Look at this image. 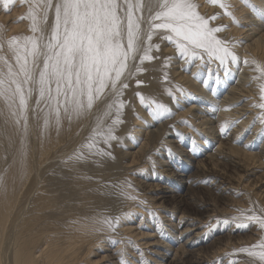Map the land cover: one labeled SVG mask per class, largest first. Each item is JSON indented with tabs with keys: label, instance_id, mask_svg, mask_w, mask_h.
I'll use <instances>...</instances> for the list:
<instances>
[{
	"label": "bare ground",
	"instance_id": "bare-ground-1",
	"mask_svg": "<svg viewBox=\"0 0 264 264\" xmlns=\"http://www.w3.org/2000/svg\"><path fill=\"white\" fill-rule=\"evenodd\" d=\"M249 1L256 3L252 11H249V8L252 7ZM30 2L31 0H23V2L22 0H12V3L5 7L2 0H0V40L6 41L7 38L13 35H32L29 28L30 20L27 18ZM196 3L199 5L198 11L202 15L207 17L209 14L211 16L218 14L214 20L210 21L211 26L215 27V23H219V21H223L224 19L230 21L229 24L225 23L219 25L223 26L221 31H223L224 28L228 29H226L223 34L220 31L217 35L222 34L223 36H220V38L223 40H225L224 37L227 35H231L230 37L227 36L228 38L234 36L235 38L229 42V46L233 47V49L235 48L239 54L237 64L229 67L230 74L227 76H225L223 70L218 67V62L214 61L209 64L212 65V67L216 66L218 71L215 70L210 73V66H208V69L203 70L205 74L204 79L208 80V86L205 87L203 82L200 83L198 79L192 78L194 71H197L196 64H199L200 61H196V64H193L191 70L192 74L188 75L184 72V70L188 68V64H185V59L183 57L177 56L173 44L166 40H158V42H160L159 45L161 44L159 50L160 56L162 54H167L173 57L170 61L173 74L179 79L176 85L192 93L191 96H180V93L176 91L177 94L175 95L179 98V103L174 101V103L169 105V102H167L171 112L174 111L175 113L173 117L175 120L174 123H178L177 125L180 126L183 120L187 122L189 119V124L186 123L188 126L186 125V127H184L185 130H188L191 125L198 120L194 128L195 130H198L197 128L201 129L199 132L196 131V135H201V137H196V140L200 138L202 141L198 142L195 139L193 140V138L190 141V137H186L184 131L178 129L179 126L173 123L171 129L166 130L167 126H164L165 129L163 123H160L165 115L154 117L150 114V110L145 105H142L140 99L135 96L133 98L134 100L137 98V102L135 103V105L137 104V112L132 113L133 111H131V113L133 114L134 123L137 127H140V130H134V138L131 137L132 140L130 139V142L126 144L129 150L122 151V156L125 158L128 157L129 163L132 164V162H134V164L140 165L141 159L147 156H144V154H146L147 151V153H150L154 149H157L158 144L162 143L165 145V150L163 153H161L162 151H158L160 157L159 159L157 158L158 164L160 163V166L167 165L172 173L176 172L179 176L185 173V177H181L179 181H174L175 187H177L175 191L187 192L191 187L196 189L197 187H201L203 183L209 182L212 189L216 190L220 195H227L229 194L228 190L234 188L230 185L231 182L222 176L223 172L217 167L220 160L222 162L224 161V164H229L243 171L244 173L241 175L247 176L248 180L252 177L250 180L253 183L249 181L252 184L247 183L243 186H250V190H253V186L256 187L258 190L255 192L253 191L252 200H254L253 202H255L258 207H264V135H261L259 130L260 127L264 128V125L260 122V117L261 114L264 113V109L253 106L254 104L261 103L258 87L259 80L253 79V77H258L260 73L256 71V64L251 63V61L254 60L258 64L264 65V34H261L263 36L261 38H255L257 34L264 30V11L258 9V7H264V0H248L247 3H245V0H227L229 7L231 6L228 11L232 13V16L225 15L218 5L209 4L207 0H196ZM256 16H261L263 19H254ZM218 17L221 18L217 19ZM232 17H235L239 21V25L233 22ZM53 19L54 13L50 11L46 32L50 30ZM247 26L248 29H244V27ZM242 34L243 36L240 37ZM249 39H254L252 41L253 43H246ZM233 41L240 42L233 44L231 43ZM3 54L7 55L11 61V53L7 51L6 44ZM205 59L207 60V58ZM245 59H248L250 62L245 64ZM11 62L14 63V61ZM148 62L143 64L144 67L150 64V66H156L157 68L162 66V60H160V58L156 59L154 62ZM174 63H177V66H173ZM204 67H206V65ZM180 68H182L183 71L177 72L176 70ZM201 71L202 69L200 70V74ZM153 76L155 77V74H144V72H139L137 73L136 81H140V79L145 82L148 81L149 84H146H151V86L145 90L141 89L145 91L144 93L142 92V94L145 97H152L155 100L158 97L156 101H160L159 98L162 97H159V85H153ZM217 76L220 77L219 83H216ZM231 76H233V79L229 81V77L231 78ZM158 77L160 78V75ZM174 78H172L171 81L174 80ZM163 79L164 78H162V80ZM164 81L167 82V80ZM210 81L213 84L211 89L208 90ZM174 82L177 81L174 80ZM129 83L128 85H131V83ZM135 84L136 83L131 85L130 90H123V95L120 99L125 96L131 98L135 94V90L133 89ZM167 84H169V81ZM197 91L198 94L196 95ZM159 92L161 94V91ZM193 96L194 103L191 104L190 100ZM112 99L113 96L111 92H107L96 102L91 111H86L81 117H74L71 121L64 119L59 129H57L54 123L45 128L42 116L41 118H34L31 110H29L28 129L26 133L23 128V122L17 125L15 119L10 114L9 108L5 102L0 99V264H121L122 259L126 261V264H141L137 259L138 256L136 257L132 252L131 255L127 253L124 242L127 244V241L130 239H135L142 235L144 237L149 236L147 232V234L141 235L140 222L143 219H141V221L137 220L139 217L138 213L144 212L143 210H141V212L138 210L142 207L139 204L142 198H138V200L127 199L122 192H120V194H117L119 197L118 205L112 206V208L108 201V185L106 181L111 179L104 178L101 176L102 174L98 173L101 170V168L99 171L97 169L100 163L98 164L96 161L94 164L93 161L95 159L88 157L89 154H93L95 150H93V148L90 151L89 148L85 146L88 144L92 135V130L97 124V118L104 114L106 105L111 102ZM31 103H35L34 97ZM202 106H208V108ZM186 107L187 110L185 112L190 116L189 118L182 117L184 114L181 112ZM144 108H147L149 113H145V111H143ZM214 108H218L219 110L214 112ZM113 119L116 118L107 120V117H105V126L111 125ZM226 120H236L238 123L233 124L224 133H221V125ZM145 122L148 124L152 123V125H155L157 122L160 124L155 126L156 130H145L144 132V129H147L144 127L142 130L146 135L143 137L146 139L145 137L148 136L147 141L149 144L147 141L144 140L145 142H143L142 140L141 143L136 146L138 137L137 141H135V137L140 134L139 132L141 128H143ZM203 125H205V127H203ZM249 125H251L250 130L246 131ZM162 128L163 130L165 129L163 132H161ZM242 131L243 133H241ZM155 132L160 136L158 141L154 139ZM142 134L143 133H141L140 136ZM239 134H245L247 136L240 146L236 144V139ZM165 136L170 138L166 139ZM143 137L141 136V139ZM175 138L177 140H174ZM215 140H218L217 145L210 146L209 144H211V141ZM97 141V146L102 147L103 139L97 137ZM177 141H180L181 144L183 143L182 145L187 141L188 143L184 146L189 147V150L193 151V155L186 152V150L180 149L178 144L174 145ZM134 142H136L135 145H133ZM206 144L210 146L207 151L201 148L206 147ZM245 145L248 146L246 147ZM212 146L214 147L212 148ZM200 148L203 149L204 152H201ZM79 153H83L82 159L76 158ZM152 156L153 154L149 155L151 159L154 157ZM183 156L185 159L187 158L188 161L193 159V162L190 161L192 163V168L202 170L203 177L201 179L195 178V180L191 181L189 176H186L190 170V167H187V161L186 163H182L180 167L176 166L178 161L182 160ZM151 163H154V161ZM121 165L122 167L124 166L123 164ZM144 165L147 167V164L144 163ZM144 167H140V169H144ZM126 168L130 169V166L128 167L127 164ZM125 170L127 171V169ZM185 170L187 172H185ZM160 171L162 173L167 172V170L163 168L160 169ZM124 174L127 173L125 172ZM113 175H116V173ZM120 175L117 177L121 180L119 181L122 186L123 182L128 179ZM143 175L145 174L143 173ZM129 176L130 174H128V178ZM153 176V174H150L148 179L144 181L145 184H141L142 188L145 187L147 192L146 196L150 201L163 198V190L159 183L161 179H158L156 177L157 175L155 177ZM123 178H125V180H123ZM131 178H134L133 175ZM116 179L117 178H115L113 182L119 183ZM112 180H114V178H112ZM184 182L186 184L185 186ZM226 183L228 186H226ZM141 185L140 187L139 185L137 186L141 188ZM236 187H238V185ZM213 190L211 191L213 192ZM127 191L131 195L136 196L132 188L127 189ZM180 197H184L183 194H180L179 198ZM200 199L201 198H199V200ZM180 200V207L183 208L181 213H188L186 212L188 201L186 202L182 200V198ZM191 200L194 201V198ZM143 201L147 203L146 199ZM210 201H212V198ZM153 204L150 203V205ZM191 204L188 206L189 211L197 209L196 205H193L191 208ZM123 212H129L131 215L120 223L116 231H96V228L99 226L95 224V221L99 216H117ZM149 215L150 214L147 216L148 218H150ZM188 219H191V221ZM195 219L193 217H186L180 226V221H178L179 224H175V230L171 233L174 239L178 236L181 238L179 241V247H181L183 251L182 260L180 261L181 264H203L205 262L204 257L200 256L196 251L209 239L200 237L199 232L202 231H191L196 229ZM130 222L136 223V226H133ZM170 224L171 223L168 225ZM197 225L199 226V224ZM193 226L195 227L194 229L192 228ZM254 227H257L258 238L264 235V231H262L258 225ZM254 227L252 229H255ZM158 228H156V231ZM197 229H199V227ZM252 229L251 231H253ZM151 231L154 232L149 237L158 235L152 228ZM228 231L230 232V228ZM177 232L179 233L175 234ZM216 232L220 235L222 234V229L215 228V233ZM160 235L159 233V236ZM166 238L168 240L167 236ZM167 240L161 239L162 244H158L154 240L145 241V239L143 242H146L145 244H148V246L150 245V253H156L157 255L160 253L161 256L164 258L167 256L168 259L170 258L173 247H170ZM213 240L210 241L208 245H205L203 249L212 247ZM249 241L251 240L249 239ZM231 246L234 247V245ZM238 246L237 244V247ZM152 249L155 250L150 251ZM200 249L198 251H200ZM223 249L224 247H222V250ZM178 250L181 251V249ZM228 251H230V249ZM213 253L211 254L214 255ZM177 254V249H175L171 260L175 261ZM151 258L153 259V263L164 264L162 262L164 258L158 261L156 257ZM144 264L149 263L145 262Z\"/></svg>",
	"mask_w": 264,
	"mask_h": 264
},
{
	"label": "snow or ice",
	"instance_id": "snow-or-ice-1",
	"mask_svg": "<svg viewBox=\"0 0 264 264\" xmlns=\"http://www.w3.org/2000/svg\"><path fill=\"white\" fill-rule=\"evenodd\" d=\"M2 2L7 7L12 0ZM207 2L218 5L225 15L232 16L227 0ZM198 7L196 0H31L27 18L32 35H13L6 41L0 40V99L9 108L15 123L20 125L23 122L26 133L29 110L34 118L42 116L45 128L54 123L59 129L64 119L71 121L91 111L96 102L110 91L113 99L106 105L104 114L97 118V124L85 145L90 151L94 148L95 155L110 156L111 153L97 146V137L102 138L105 144L118 139L115 125L121 123L118 117L125 102L120 97L128 87L125 81L145 71L142 67L144 61L155 59L151 53L154 48L158 50L159 45L152 43L154 36L163 31L160 39L174 44L176 51L189 65L185 70H190L192 64L200 61L192 75L194 79L201 80L205 87L208 80L200 74L203 66L218 62V67L227 76L230 74L229 64H237L239 58L229 42L217 35L223 26L213 27L210 24L218 14L206 17L198 11ZM50 11L54 13V19L46 32ZM232 18L239 25V21ZM5 44L14 63L3 54ZM170 59L165 58L164 67L168 66ZM249 62L248 59L244 60L245 64ZM251 63L256 64V71L260 73L253 79L264 81V65L254 60ZM167 78L165 73L164 79ZM219 82L220 77L217 76L216 83ZM140 83L137 80V84ZM258 87L261 103L253 106L264 109V82L259 83ZM176 90L180 96L192 95L179 86H176ZM166 92L179 103V98L171 89H166ZM136 95L154 117L171 114L167 105L139 92ZM33 97L34 104L31 103ZM113 109L117 118L112 120L111 125L105 126V117L110 116ZM217 110L213 109L214 112ZM260 122L264 125V113ZM235 123L238 121H224L221 133ZM260 134L264 135V128ZM76 158L82 159L83 153ZM132 187L131 182L125 180L121 192L127 199L137 200V196L127 191ZM139 204L143 206L146 201L140 200ZM148 211L154 215L151 209ZM235 211L238 215L220 222L224 225L235 224L236 228L255 224L264 231V207L250 201L249 207L236 208ZM130 215L129 212L117 216L101 215L95 221L99 226L96 231L114 232ZM128 242L131 243V240ZM234 251L246 252L254 258L255 264H264V235L256 243ZM121 264H126V261L122 259Z\"/></svg>",
	"mask_w": 264,
	"mask_h": 264
},
{
	"label": "rangeland",
	"instance_id": "rangeland-1",
	"mask_svg": "<svg viewBox=\"0 0 264 264\" xmlns=\"http://www.w3.org/2000/svg\"><path fill=\"white\" fill-rule=\"evenodd\" d=\"M250 2V4H252V7H250L249 8V11H252V9H253V6H256L255 4V2H253L252 3V1H249ZM231 7V6H230ZM229 7V8H230ZM254 8H257V7H254ZM258 9L259 10H263L264 11V7H258ZM224 12V11H223ZM212 14H214V13H212ZM211 15L209 14L207 17H210ZM221 17H218L217 19H220ZM257 18H260V20L261 19H263V18H261V16H256V17H254V19H257ZM243 21H245V20H243ZM247 21V20H246ZM11 22V21H10ZM10 22H7V23H10ZM225 23H227V24H229L230 23V21L229 20H227V19H224L223 21H219V23H215L214 25H215V27L216 26H219V25H222V24H225ZM226 29H228V28H224V30L223 31H221V33L223 34V32L226 30ZM244 29H248V26L247 27H244ZM243 29V30H244ZM262 31H264V30H262ZM260 32L259 34H257L256 36H255V38H261V37H263L261 34H264V32ZM248 32H250V31H248ZM164 33H163V31H161V33L159 34V35H156V36H154L153 37V40H152V43H154V44H157V45H159V43L160 42H158V40H160V35H163ZM222 34H220V35H218V36H223ZM228 37H230L231 35H227ZM227 36H225L224 37V39L226 40V41H228V42H230L231 40H233L235 37L234 36H232V38H228ZM243 36V34L242 35H240V37H242ZM228 39H230V40H228ZM254 39H249V41H246V43H248V42H250V43H253L252 41H253ZM232 43V42H231ZM161 45V44H160ZM160 45H159V49L157 50V49H153L152 50V55L153 56H155V60L156 59H158V58H160V60H162V66L160 67V68H157L156 66H150V65H146L145 67H144V65H142V67L145 69V71H142V72H144V74H155V77L153 78V85H156V86H158L159 87V90H158V93H159V97H162V98H159L160 99V101H162V102H160L159 100L157 101V102H159V103H162V104H165V105H167L168 107H169V105L171 104V103H174V100H173V98H172V96H170V95H168V93L166 92V89H171L172 90V92L174 93V95L175 94H177V90H176V86H179V85H176V84H178V81H179V79L178 78H176V76L173 74V69H172V65H171V60H172V58L173 57H170L169 55H161L160 56V53H159V50H160ZM173 48L175 49V46H174V44H173ZM232 48V50L235 52V54L237 55V57H238V53H237V50L234 48L233 49V47H231ZM176 50V49H175ZM174 50V51H175ZM242 52H243V50H242ZM158 55H156V54ZM176 53H177V56H179V57H181L180 55H179V53L176 51ZM166 57H170L171 59L168 61V66L167 67H164V64H165V58ZM248 58V57H247ZM154 59L152 60L153 62L155 61ZM137 61L139 62V60H138V58H137ZM145 62H148V61H144V63L143 64H145ZM149 63V62H148ZM185 64H187L186 62H185ZM173 66H177V63H174V65ZM208 66H210V68H209V70H210V73H212V72H214L215 70L216 71H218V68H216V66H213L212 67V65H209V64H206V67H202L201 69H202V71H201V76L204 78L205 77V74L203 73V70L204 69H208ZM231 66V64L229 65V67ZM251 66V65H250ZM255 66V65H254ZM187 67L189 68V65H187ZM192 67H193V64L191 65V68H190V70H184V72L185 73H187L188 75H191L192 74V72H191V70H192ZM252 67H253V65H252ZM148 68V69H147ZM149 68H150V70H149ZM187 68V69H188ZM132 70H134L135 71V68L133 67V69ZM213 70V71H212ZM159 71V72H158ZM177 72L178 71H183V69L182 68H180V69H177L176 70ZM194 72H196V70L194 71ZM161 73V74H160ZM165 73H167V76H169L168 78H167V82L166 81H164L165 79H163L162 80V78H164V74ZM160 75V78H161V80H160V78L158 77ZM162 76V77H161ZM174 76H175V78H174ZM136 77H137V74L135 75V76H132V77H130V78H128L125 82L128 84L129 82L131 83V85L132 84H134V83H136L135 84V87H133V89L135 90V94L131 97V98H129V97H123V98H121V100H123L125 103H124V107L121 109V112H120V114H119V120H121V123H118V124H116V126H115V130H117V131H115V135L118 137V139H116V140H112V141H110L111 143L110 144H105V143H103V145H102V147H100V148H102V149H105L104 151L105 152H109V153H111V155L110 156H107V155H105V156H98V155H95L94 153L93 154H89V158H93V159H95L94 161H93V163L95 164L96 163V161L98 162V164H99V167H97V169H98V171L100 170V168H101V170H100V172H98V173H100V174H102L101 176H103L104 178H110L111 180H106L107 181V192H108V201L110 202L109 204H110V206L112 207H114V206H117L118 205V199H119V197H118V193L120 194V192H121V183H120V179H118V177H119V175L120 176H123V177H125V178H127L130 182H131V184H132V189L134 190V192H135V194H136V196L138 197V198H142V200H144V199H146L147 200V203L149 204H144L141 208H139L138 210H139V212H141V210H143L144 212H142V213H144V214H142V213H138L139 214V217L137 218V220L138 221H141V219H143L141 222H140V232H141V235L142 234H145L146 232L147 233H149V236L150 235H152L153 234V232L154 231H151V228H152V230H155V232H157V236H151V237H149V236H147V237H144L143 235L142 236H139V237H137V238H135V239H130V240H132L131 241V243H129L128 241H127V244L124 242V245H126V251H127V253H130V255L132 254V253H134L135 254V256L137 257V259L140 261V263L141 264H144L145 262H148L149 264H158V263H153V259L151 258V257H156L157 258V261L158 260H162V258H164L163 256H161L160 255V253L157 255L156 253H150L149 252V246H148V244H145L146 242H143L144 241V239H145V241H148V240H154V241H156V243H158V244H162V242H161V239L162 240H167V238H166V236L168 237V240H167V242H168V244L170 245V247H173V250H172V252H171V255H170V258H168L167 259V256H165V258L162 260V262L164 263V264H181L180 263V261L182 260V256H183V251H182V248L181 247H179V245H180V243H179V241H180V237L178 236L177 238H173V236H171L172 234L171 233H173L174 232V230H175V224H177L178 223V221H180L178 224H179V226L183 223V220L187 217V218H190V217H193L194 219L195 218H198V219H195L196 221H195V226H196V229L195 230H191V231H193V232H198V231H202V232H199L200 234V237H204L205 239H209L206 243H204V245H202L199 249H200V251H196V253L198 252L199 253V255L200 256H202V257H204V260H205V262L203 263V264H230V262L232 263V264H255V262H254V258H252V257H250V256H248V254L246 253V252H238V251H233V248H234V250H236V249H239V248H241V247H244V246H249V245H251V244H253V243H256L260 238H258V233H257V227L255 228L254 226V224H252V225H250L249 227H247V228H236L234 225L235 224H230V225H224L223 223H221L220 221H223L224 219H226V218H229V217H231V216H234V215H238V213H236V211H235V209L236 208H247V207H249L250 206V201H254V200H252L253 198H252V196H253V191L255 192L256 190H258L256 187H254L253 186V190H250V186L249 187H246V186H243V185H245V184H252L253 182L249 179H247V176H244V175H241V174H243L244 172L243 171H241V170H238V169H236V168H234V167H232V166H230L229 164L227 165L226 163L224 164L221 160H220V163L218 164V168H220V170L223 172V174H222V176L223 177H225V178H227L230 182H231V184L230 185H232L234 188L233 189H231V190H228L229 191V194H227V195H220V194H218V192L216 191V190H213L212 189V187L209 185V182H206V183H203L202 185H201V187H197L196 189L194 188V187H191L190 189H191V191H190V189L189 190H187V192L186 191H184V192H181V191H175V189H177V187H175V183H174V181H179V179L181 178V177H185V173H182L183 175H181V176H179L178 174H176V172H174V173H172L169 169V167L167 166V165H165V166H160L161 164L159 163L158 164V159L160 158L159 157V155H158V151H162L161 153H163L164 152V148H165V145L164 144H158V148L157 149H154L152 152H150V153H147L148 151H147V148H146V154H144V156H146L145 158H149V159H145V158H142L141 159V163H140V165L138 164V165H136V163L134 164V162H132V164L131 163H129V159H128V157L127 158H125V157H123L122 156V153L125 151V150H129L128 148H127V146H126V144L127 143H129L130 142V139H131V137L132 138H134V133L133 132H135V131H139L140 130V127H137V125L134 123L135 121H133V114L132 113H135V112H137V110H136V105H135V103L137 102L136 101V99L137 98H135V100H134V98L133 97H137V95H136V93H137V91L139 92V93H144L145 91H142L141 89H143V90H145V89H147V88H149L150 86H151V84L150 85H147V84H149V82L148 81H143V80H141L140 79V81L142 82V83H140L139 85L137 84V81H136ZM172 78H174V80H176L177 82H174V80H172L171 81V79ZM192 78H193V75H192ZM129 79H130V81H129ZM233 79V76H231V78L229 77V81H231ZM159 80V81H158ZM155 81V82H154ZM168 81H169V84H167L168 83ZM166 84H165V83ZM174 82V83H173ZM198 82H200V83H202V81L200 80L199 81V79H198ZM261 82H264V81H260L259 80V82H258V84L259 83H261ZM129 83V84H130ZM147 83V84H146ZM172 83V84H171ZM197 83V82H196ZM166 86H165V85ZM212 84L213 83H211V81L209 82V87H208V90L209 89H211V86H212ZM131 85H128V89L126 88V89H124V90H130L131 89ZM218 85V84H217ZM217 85H216V87H217ZM163 86V87H162ZM137 88H138V90H137ZM139 88H140V91H139ZM159 91H161V94H160V92ZM176 92V93H175ZM125 94V93H124ZM198 94V91H197V93H196V95ZM127 95V94H126ZM163 95V96H162ZM176 96V95H175ZM158 98V97H157ZM157 98H156V100H157ZM194 96H193V98L190 100V102H191V104H193L194 103ZM129 102H128V101ZM184 100V99H183ZM165 102V103H164ZM167 102H169L168 104H167ZM130 105V106H129ZM127 106H129V107H127ZM132 106H134V107H132ZM175 106H177V105H175ZM131 107V108H130ZM202 107H205V108H208V106H202ZM133 108H135V109H133ZM170 108V107H169ZM133 109V110H132ZM115 109H113L112 111L113 112H111V114H110V116H108L107 117V120H110L111 118H117V115L115 114L116 112L114 111ZM148 109L147 108H144V110L143 111H145V113H149L148 111H147ZM187 110V107L186 108H184V110H182V112L181 113H183L184 115H182V117H184V118H189L190 116L185 112ZM131 111H133L132 113H131ZM112 113H114V114H112ZM124 113V114H123ZM128 113V114H127ZM174 115H175V113H174V111H172L171 112V114L170 115H163L164 116V118L160 121V123H163V127L165 126H167L165 129L166 130H170L171 129V126H172V123L174 124V125H177L178 123H174V119H173V117H174ZM106 120V121H107ZM182 120V119H181ZM189 120V119H188ZM187 120V124H189V121ZM184 121V120H183ZM198 122V120L195 122V123H197ZM108 123H109V121H108ZM159 122H157L155 125H152V123H146L145 122V124H144V126H143V128H141V131L139 132L140 134L141 133H143L141 136L143 137V136H145L146 134H144V132H145V130H147V131H149V130H156V128H155V126L156 125H158V124H160ZM186 123H182V124H180V126L179 125H177V126H179L178 127V129H180V130H182V131H184V135L186 136V137H190L189 138V140L191 141L192 140V138H193V140L195 139L196 140V137H201V135H199V136H197L196 135V131H198L199 132V130H201L200 128H197L198 130H195V128H194V125H195V123H193L192 125H191V129L189 128L188 130H185V128L184 127H186ZM185 124V125H184ZM135 125H136V127H135ZM188 126V125H187ZM144 127H146L147 129H144ZM203 127H205V125H203ZM133 128V129H132ZM169 128V129H168ZM263 127H260V129L259 130H261ZM142 129H144V132H143V130ZM164 129V130H165ZM135 130V131H134ZM163 130V128L161 129V132H163L164 131ZM192 130V131H191ZM187 131H189V132H187ZM241 133H243V131L241 132ZM131 134H132V136H131ZM138 134V133H137ZM140 134H138L135 138H136V140L135 139H133V140H135V141H137V137H138V143L136 144V146H138V144H140L141 143V141L143 140V142H145V141H147V138H148V136H146L145 138L146 139H144V137L141 139V136H140ZM248 134V133H247ZM162 135V134H161ZM196 135V136H195ZM158 138H157V137ZM166 137V139H168V138H170V137H167V136H165ZM246 135L245 134H239L238 136H237V139H236V141H237V143L236 144H238L239 146L245 141V139H246ZM140 138V139H139ZM154 139L155 140H159L160 139V136L158 135V133L156 134V132H155V137H154ZM132 140V139H131ZM140 140V141H139ZM145 140V141H144ZM174 140H177L176 138L174 139ZM239 140V141H238ZM157 141H155V142H157ZM196 141H198V142H200V141H202V139H197ZM148 142V141H147ZM135 143L136 142H134V144L133 145H135ZM185 144H187L188 142L186 141V142H184ZM217 143H218V140H215V141H211V144H209L210 146L211 145H217ZM148 144H149V142H148ZM154 144V143H153ZM178 144V146H180V149H182V150H186V152H188V153H190L191 155H193L192 153H193V151H190L189 150V147H187V146H184V145H182L181 143H180V141L178 142H176L174 145H177ZM106 145V146H105ZM164 145V146H163ZM208 144H206V147H201V148H203V149H205L206 151L209 149V146ZM105 146V147H104ZM208 146V147H207ZM106 147H108V148H106ZM214 146H212V148H213ZM160 148V149H159ZM200 148V150H201V152H204V150L203 149H201ZM93 150H95V149H93ZM157 150V151H156ZM188 150V151H187ZM123 151V152H122ZM155 152V153H154ZM150 154H153V156L157 159H155L153 156V158L151 159L150 157H149V155ZM205 154H206V152H205ZM127 159V160H126ZM187 159V158H186ZM185 159V157L183 156L182 157V160H180V161H178V164L176 165V166H178V167H180L181 165H182V163H186V161H187V167H190V170H189V172L187 173V175L186 176H189V179H191V181H193V180H195V178L196 179H201L202 177H203V172H202V170H196V169H194V168H192V163L191 162H193V159H191V160H189L188 161V159L186 160ZM123 160H124V162H123ZM148 162H147V161ZM152 160V161H151ZM128 161V162H127ZM143 161H144V163L145 164H147V167L144 165V163H143ZM146 161V162H145ZM150 161V162H149ZM154 161V163H151V162H153ZM191 161V162H190ZM122 162V163H121ZM126 164V166H125V164ZM156 163V164H155ZM121 164H123L124 166L122 167V165ZM127 164H128V167L130 166V169H128V168H126L127 167ZM130 164V165H129ZM151 164V165H150ZM155 164V165H154ZM137 166V167H135V166ZM101 166V167H100ZM133 166V167H132ZM145 166V167H144ZM220 166V167H219ZM224 166V167H223ZM139 167V168H138ZM140 167H144V169H140ZM104 168V169H103ZM137 168V169H136ZM166 169L167 170V172H164V173H162L161 171H160V169ZM201 168V167H200ZM125 169H127V171H129V172H127ZM140 169V170H139ZM155 169V170H154ZM103 170V171H102ZM105 170H106V172H105ZM115 170V171H114ZM200 171V172H199ZM113 172V173H112ZM126 172L127 174H124V173ZM131 172V173H130ZM133 172H136V173H133ZM137 172H138V174H137ZM155 172V173H154ZM170 172V173H169ZM185 172H187L186 170H185ZM104 173V174H103ZM114 173H116V175H113ZM140 173V174H139ZM143 173L145 174V175H143ZM201 173H202V175H201ZM226 173H227V175H226ZM123 174V175H122ZM128 174H130V176H129V178H128ZM136 176H135V175ZM148 174V175H147ZM154 175L153 177H155L156 175V177L158 178V179H161V180H159V183L161 184V188H162V190H163V198H161V199H158V200H154V201H150L149 199H148V197L146 196V194H147V192H146V189H145V187H143L142 188V185L141 184H145L144 183V181H146L147 179H148V177H149V175ZM113 175V176H112ZM127 175V176H126ZM132 175H133V177L134 178H131L132 177ZM194 175V176H193ZM199 175V176H198ZM115 176V177H114ZM118 176V177H117ZM197 176V177H196ZM112 178H114V180H112ZM115 178H117L116 180L120 183V185H119V183H117V182H113V181H115ZM125 178H123V180H125ZM137 178V179H136ZM232 178V179H231ZM242 178V179H241ZM120 180V181H119ZM132 180V181H131ZM241 180V181H240ZM111 181V182H110ZM249 181H251V182H249ZM111 184H110V183ZM115 183V184H113V183ZM150 182V181H149ZM155 182H157V181H155ZM241 182V183H240ZM239 183V184H238ZM244 183V184H243ZM137 185H139V187H140V185H141V188H139ZM186 184H185V182H184V186H185ZM238 185V187H236ZM226 186H228V184L226 183ZM187 187V186H186ZM207 187H208V189H207ZM118 188V189H117ZM205 190H204V189ZM195 189V190H194ZM110 190V191H109ZM112 190V191H111ZM140 190V191H139ZM198 192H197V191ZM207 190V191H206ZM208 190H209V192H210V194H209V192H208ZM211 190H213V192L211 191ZM205 191V192H204ZM214 191H216V192H214ZM181 192V193H180ZM141 193V194H140ZM197 193V194H196ZM198 193H199V195H198ZM202 193V194H201ZM212 193V194H211ZM215 193V194H214ZM142 194H144V195H142ZM181 194H183V196L184 197H180L179 198V195ZM196 194V195H195ZM205 194V195H204ZM209 194V195H208ZM117 195V196H116ZM195 195V196H194ZM185 196H187V197H185ZM191 198H190V197ZM208 196V197H207ZM144 197H146V198H144ZM207 197V198H206ZM182 198V200H184V201H188L187 203H188V205H187V208H186V212H188V213H181L182 212V207H180V203H181V199ZM189 198V199H188ZM194 198V201L193 200H191V199H193ZM199 198H201L200 200H199ZM211 198H212V201H210L211 200ZM206 199V200H205ZM208 199V200H207ZM246 199V200H245ZM250 199V200H249ZM138 200V199H137ZM180 200V201H179ZM191 200V201H190ZM203 201V202H202ZM208 201V202H207ZM199 202V203H198ZM150 203L151 204H153V203H155V204H153V205H150ZM192 203V204H191ZM194 203V204H193ZM204 203V204H203ZM209 203H212V204H209ZM244 203V204H243ZM178 204V205H177ZM189 204H191V208H192V206L194 205H196V208L197 209H192L193 210V212H192V210L191 211H189V207L188 206H190ZM200 205V207H199V205ZM156 205V206H155ZM208 205V206H207ZM249 205V206H248ZM147 208H145V207ZM149 206H152V207H149ZM112 207V208H113ZM198 207H199V210H198ZM208 207V208H207ZM205 208V209H204ZM226 208V209H225ZM148 209H151V210H153L152 211V213H154V215L153 214H150V212H148ZM208 209V210H207ZM147 212V213H146ZM195 212V213H194ZM148 214H150L149 215V217L150 218H148L147 216H148ZM156 214V215H155ZM152 216V217H151ZM157 216V217H156ZM184 216V217H183ZM186 216V217H185ZM156 217V218H155ZM146 218V219H145ZM153 218H154V220H153ZM181 219V220H180ZM189 221H191V219H188ZM200 220V221H199ZM147 221V222H146ZM187 221V220H186ZM205 221V222H204ZM153 222H154V224H155V222H156V226L153 224ZM200 222V223H199ZM202 222V223H201ZM141 223H143V224H141ZM159 223V224H158ZM161 223V224H160ZM169 223H171L170 225H168ZM130 224H133V226H136V223H132V222H130ZM145 224H146V227H145ZM197 224H199V226L197 225ZM163 225V226H162ZM165 226V227H164ZM169 226H171V227H169ZM145 227V228H144ZM158 228V230L156 231V228ZM164 227V228H163ZM199 227V229H197ZM233 227V228H232ZM255 228V229H252V228ZM193 229L195 228L194 226L192 227ZM202 228V229H201ZM215 228H221L222 229V234H220V235H218L217 233L218 232H216L215 233ZM229 228H230V232L228 231L229 230ZM166 229V230H165ZM169 229V230H168ZM231 229H232V231H231ZM234 229V230H233ZM251 229L253 230V231H251ZM159 231V232H158ZM228 231V232H227ZM163 232V233H162ZM254 232V233H253ZM146 233V234H147ZM159 233L161 234L160 236H159ZM179 232H177V233H175V234H178ZM230 233V234H229ZM217 234V235H216ZM227 234H229V235H227ZM163 235H166V236H163ZM223 235V236H222ZM225 235V236H224ZM170 236V237H169ZM213 236V237H212ZM228 236H229V238H228ZM231 236V237H230ZM141 237V238H140ZM143 237V238H142ZM199 237V236H198ZM216 237V238H215ZM140 238V239H139ZM151 238V239H150ZM154 238V239H153ZM158 238V239H157ZM173 238V239H172ZM227 238V239H226ZM257 238H258V240H257ZM126 239V238H125ZM214 239V240H213ZM249 239L251 240V241H249ZM136 240V241H135ZM139 240V241H138ZM159 242H158V241ZM213 240V244H212V247H210V248H204L203 249V247L205 246V245H208L209 244V242L210 241H212ZM227 240H229V241H227ZM257 240V241H256ZM138 241V242H137ZM242 241V242H241ZM248 241H249V243H248ZM229 242V243H228ZM225 243V244H224ZM240 243V244H239ZM248 243V244H247ZM251 243V244H250ZM224 244V245H223ZM229 244H231V245H234V247H232L231 245H229ZM237 244L239 245L238 247H237ZM145 245H147V246H145ZM235 245H236V247H235ZM135 246V247H134ZM179 247V248H178ZM222 247H224V251L222 250ZM228 247H229V249H230V251H228L229 249H228ZM232 248V250H231V248ZM141 248V249H140ZM159 249V248H158ZM175 249H177V252H178V254L176 255L177 256V258L175 259V261H173V260H171L172 259V257H173V254H174V252H175ZM178 249H181V251L180 250H178ZM206 249V250H205ZM153 250H155V249H152V250H150V251H153ZM160 250V249H159ZM221 250V251H220ZM129 251V252H128ZM207 251V252H206ZM223 251V252H222ZM233 251V252H232ZM132 252V253H131ZM140 252V253H139ZM160 252H161V250H160ZM180 252V253H179ZM214 252V253H213ZM182 253V254H181ZM210 253V254H209ZM211 253H213L214 255H212ZM145 254V255H144ZM140 255V256H139ZM158 256V257H157ZM181 256V257H180ZM209 256V257H208ZM211 256H213V257H211ZM178 259V260H177ZM229 260V261H228ZM142 261V262H141ZM237 261H238V263H237ZM144 262V263H143ZM152 262V263H151Z\"/></svg>",
	"mask_w": 264,
	"mask_h": 264
}]
</instances>
